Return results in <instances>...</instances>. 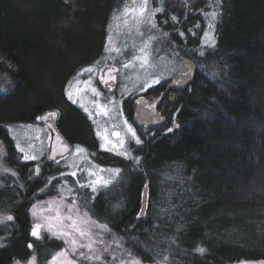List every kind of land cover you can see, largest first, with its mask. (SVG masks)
<instances>
[{
    "label": "trees",
    "instance_id": "obj_1",
    "mask_svg": "<svg viewBox=\"0 0 264 264\" xmlns=\"http://www.w3.org/2000/svg\"><path fill=\"white\" fill-rule=\"evenodd\" d=\"M204 1L185 7L165 0L166 18L172 12L191 20ZM123 2L0 0V70L8 72L12 84L0 92V138L22 180V186L0 193L14 217L8 242L0 247V264L28 260L37 251L47 261L64 245L58 238L31 236L30 213L48 177L64 169L45 162L34 177L33 163L17 160L8 125L56 111L71 143L101 154L97 159L103 164L116 158L98 151L91 121L66 99L64 88L73 75L65 71L70 49L80 53L71 68L92 59L88 56L94 46H104L110 19ZM218 10L216 48L223 53L225 78H201L197 70L191 85L178 92L172 105L178 104L177 110L169 111L167 123L151 127L139 145V162L116 158L122 179L93 198L84 196L82 205L93 218L144 262L161 263L164 256L165 264L264 260V0H221ZM184 31L186 46L196 45L186 26ZM50 61L59 64L50 67ZM156 163L165 173L158 183ZM146 185L148 210L141 215ZM197 247L205 253H197Z\"/></svg>",
    "mask_w": 264,
    "mask_h": 264
},
{
    "label": "rangeland",
    "instance_id": "obj_2",
    "mask_svg": "<svg viewBox=\"0 0 264 264\" xmlns=\"http://www.w3.org/2000/svg\"><path fill=\"white\" fill-rule=\"evenodd\" d=\"M200 1L201 0H172L173 3L179 2L185 7H189L194 3L198 4ZM141 2L142 0H135V2H133V0H124V2L117 8L110 19L104 46H94L95 52H92L90 56H88V58H92L89 61H85L83 57H80V60H84L83 62L86 63H83L85 65H79L80 67L75 66L74 68L69 67V65L77 59L76 56L78 55L79 57L80 55L79 51H76L78 48L75 46L73 49H70L68 58H66L69 65L65 71L69 72L71 69L69 74L73 73L64 88L66 99L71 104L79 107L91 121L98 140V151L103 153L107 152L112 156H117L116 158L120 157L126 159V161L133 159V157H139L137 149L141 144L136 143V138L133 137L131 132L128 131V127L131 126V128L135 131L136 136L139 137L141 141L148 137H146V135L141 130L137 129L132 120V111L134 110L132 101L136 96L145 91L158 93V89L161 86H166L169 83V80L177 74L179 63L184 57H189L194 61L201 78H206L209 80H212L213 78L220 80V78L224 79L226 74L224 67L221 66L223 53L216 48V40L218 38L217 23L219 20L218 9L221 0H205V4L202 9L191 20H189V17L187 16V18L182 20L179 16L172 12L168 13L170 19L167 20L165 0H147L148 11L143 19L139 17L138 13L136 19H133L131 16L125 17V8H138ZM155 7H162L164 10L162 12H157L153 17L152 10ZM213 12L216 13L215 17L210 15ZM173 15L177 17L178 22H174L172 20ZM153 24H155V27H153ZM168 24H170V26H168ZM209 24L213 25V27L209 28ZM185 26L188 29V32H190L191 37L196 39V45L192 47L186 46L189 34L184 31ZM205 32H208L209 35L215 40L214 45L208 41V37L205 36ZM164 33H168V35L165 36L163 35ZM180 33H183V35H180ZM176 36H178L179 40H181L180 44L177 42L178 40H176ZM149 37H154L155 39L149 41ZM109 38L111 41L110 43ZM145 41H149V47L147 49L149 65L141 67V61L137 60L133 61V67H122L123 64L132 61L133 56L141 55L138 49L144 45ZM205 41L208 42L206 43ZM106 45L109 49H119V53L116 51L106 50ZM85 57L86 56H84V58ZM64 63L65 62L60 63V65L64 66ZM105 63L117 64L120 67L118 87L113 94H107L105 91H103L97 80L98 70ZM58 64L59 63L55 61L49 62L50 67L58 66ZM89 67L93 68L92 73L83 72V74H79L83 69ZM156 78H160V83L154 84L152 82ZM48 81L50 82V80ZM148 85H151V87ZM11 88L12 84L10 82L8 72L5 69L0 70V92H8ZM191 90L192 89H190V91ZM68 92L72 93L71 99H69L67 95ZM179 94L180 93L176 92L177 97H179ZM98 105L105 106L108 115H104L103 113L97 115L99 112V108L97 107ZM176 105L178 106V104ZM176 105L174 106L173 111L177 110ZM161 109L166 112L165 107H162ZM89 113H92V115L90 116ZM175 116L176 114L172 115V120L175 118ZM125 120L127 121V124L124 123ZM41 123V120L36 119L30 123H11L8 125V134L12 139L13 146L15 147L14 150L16 152V156L18 157L17 160H19V162L22 161L33 163L31 171H34V177L38 176L35 172L37 165H39L40 168L39 174L43 170L50 144V133L46 126L42 125ZM9 126H11L13 129L11 133L9 132ZM114 132H118L120 136L116 137L112 135ZM105 135H107L109 140H111L113 143H118L119 139H123V147L113 149L112 144H108L107 149L102 148L101 145L106 143L104 139ZM17 142H19L21 146L25 148V151L28 152L29 155H35L37 159L27 161L23 160V153H20L16 147ZM29 145H32V147H29ZM76 146H82L86 151L83 154H76ZM0 151L4 153L3 156H0V193H4L5 189L7 188L22 186V180L20 178L19 172L14 166L10 164L8 160V148L1 138ZM117 152H127L128 155H119ZM97 158L100 160L102 155L95 151L89 150L81 144H75L69 156L60 162L58 166L64 170L66 168L65 171L62 170V173L77 171V176H61L59 174L57 176L52 175L48 177V180L51 177H55V179L52 180L51 184H48L47 180L44 188L42 189L43 191L40 190L37 193V199L33 203V205H37V214L35 216L33 215V205L30 212L33 227L36 224L42 225L40 229L41 238L47 235L50 238H58L64 243L62 238L52 235V232L59 231L58 227L52 228V231L47 230L49 221L45 219V216L50 215V213H40L39 208L43 207L47 209V202L58 199L61 194L66 197L68 196L67 192L61 193V189L65 186V181H67V186L73 188L74 190L77 189V179H79L80 183L82 184L89 180H95L97 177H103L104 180L111 181V183H109L106 187L97 186L96 192H92V190L89 188H79L76 193L77 203L81 210L87 212L92 220L104 224L94 219L93 216L86 210L84 205H82V203L85 201L84 196L85 194H90L89 197L93 198L101 190L107 189L110 186L116 184L122 179L123 168L118 166L119 160L115 157V160H112L111 163L107 164L98 162ZM134 162H136V160ZM160 164L161 163H156V165H154L155 169L159 171L157 172V183L162 180V177L165 179V173L162 174L160 171ZM3 168L11 169L16 173V175L13 176L10 173L6 174L3 171ZM88 169L96 172V176L89 177L87 175ZM113 169H120L121 171L119 175H116L114 172H112ZM54 180L57 181L53 183ZM15 194L16 193H13L10 196L12 200L15 199ZM80 195L83 196L81 199ZM71 202L72 198L68 197L67 203L70 204ZM9 208L8 198L6 197L0 199V216H13ZM110 209L113 210V206ZM106 212L109 215L108 211ZM110 216H112L111 213ZM12 221L0 223V247L6 245L8 242V235L11 229L9 223ZM109 229L110 233H105L103 237L106 241V244L98 245L99 248L107 246L109 250L107 253L103 254L104 260L101 262H95V264H120L121 260L128 261L129 259H137L140 261V264H161L159 262H144L141 260L138 256L134 255L130 249H127L122 238L118 236L114 230L111 228ZM114 241H119V243ZM65 247L66 245L64 243L62 248ZM45 252H47V250ZM56 253H53L47 261H44V259L41 258V255H39L38 251L33 255H35L37 258L36 264H49V262L52 260V257ZM113 255L117 257V259H113ZM28 260H21L20 264H25V262ZM57 264H60V261H57ZM77 264H84V262L77 260Z\"/></svg>",
    "mask_w": 264,
    "mask_h": 264
},
{
    "label": "snow or ice",
    "instance_id": "obj_3",
    "mask_svg": "<svg viewBox=\"0 0 264 264\" xmlns=\"http://www.w3.org/2000/svg\"><path fill=\"white\" fill-rule=\"evenodd\" d=\"M135 2V0H133ZM164 9L162 7H155L152 10V16L154 17L157 12H162ZM147 0H142L138 8H125L124 9V15L125 17L131 16L133 19H136L137 13L141 19H143L147 14ZM212 17L216 16V13L213 12L210 14ZM172 20L174 22L177 21V17L175 15L172 16ZM153 27H155V24H153ZM213 27V25L209 24V28ZM142 35V33H141ZM163 35L167 36L168 33H164ZM180 35H183V33H180ZM205 36L208 37V41L211 42L212 45L215 44V40L209 35L208 32H205ZM155 39L154 37H149V41ZM149 41H145L144 45L138 49L139 53L141 55L133 56L132 61H129L126 64H123L122 67L124 68H130L133 67V61H141V67H145L149 65V57L147 54V49L149 47ZM208 41H205L206 43ZM109 38V43H110ZM106 50L110 51H116L119 53V49H109L106 45ZM203 54V53H201ZM119 70L112 67L108 68L106 70H101L103 73V76L101 77V80L103 83H109L110 81L115 79V76L112 75L113 72H118ZM88 72L92 73L93 68L89 67L86 69H83L81 73ZM78 74V75H79ZM104 76L107 77V79H104ZM154 84L160 83V78H156L152 81ZM176 83H179V81H176ZM151 87V85H148ZM95 91V90H94ZM69 99L72 98V93H67ZM75 102V101H73ZM137 103H141V101H137ZM99 108V112L103 113L104 115H108V112L106 110L105 106H97ZM154 107V105H153ZM57 115L56 112H49L44 117H37L38 120H47L51 117H55ZM91 116L92 113H89ZM163 119V117H160ZM125 124H127V121H124ZM30 127V126H29ZM176 127H179V125H176ZM13 129L11 126H9V132L11 133ZM128 131L131 132L132 136L136 138V143L140 144L142 141L139 137L136 136L135 131L131 128V126L128 127ZM169 131H172V129H169ZM99 135V133H98ZM112 135L119 137L120 134L118 132L112 133ZM104 139L106 141L105 144L101 145L102 148L107 149L108 144H112L113 149L122 148L124 145V140L119 139L118 143H113L111 140H109L108 136L105 135ZM17 149L20 153H23V160H36L37 157L35 155H29L28 152L25 151V148L21 146L19 142L16 144ZM29 147H32V145H29ZM86 150L82 146H76V154H83ZM119 155H125L127 156V152H117ZM4 153L0 151V156H3ZM50 159L55 160V155L52 157H49ZM133 159L136 160V162H139V157H133ZM57 164L60 163L59 160H55ZM79 170V169H78ZM3 171L7 174L10 173L11 175L15 176L16 173L8 168H3ZM83 171V170H80ZM103 171V170H101ZM120 169H113L112 172H114L116 175H119ZM35 172L37 175H39L40 168L39 165H37ZM61 176L64 175H70L72 177L77 176V171H72L70 173H61ZM87 175L89 177L96 176V172H94L91 169L87 170ZM55 179V177H51L48 180V184H51L52 180ZM109 183H111L110 180H104L103 177H97L95 180H89L86 183H80L79 179L76 180L77 189L74 190L71 187L67 186V181L64 182L65 186L61 189V193L67 192L68 196H64L61 194L58 199L49 201L48 208L45 209L43 207L39 208L40 213L48 212L50 215L45 216V219L49 221V226L47 228L48 231H52V228L58 227L59 231L52 232L53 236L62 238L64 240V243L66 245L65 248H62L59 252H57L53 257L52 260L49 262V264H57V261H60V264H77V260L84 262V264H95V262H101L104 260V253L108 252V247L105 246L103 248H99L98 245H105L106 241L104 240V234L110 233V229L108 228L107 224H101L95 220H92L91 217L87 212H84L81 210L80 206L77 203L76 199V193L79 188H89L92 190V192H96L97 186L99 187H106ZM47 186V185H46ZM43 191V190H41ZM68 197L72 198V202L69 204L67 203ZM33 215L35 216L37 214L36 209L37 205H33ZM143 209H141V214H143ZM14 217L12 215H6V216H0V223H3L5 221H12ZM42 225L36 224L31 232V236L35 237L37 240L41 238L40 229ZM116 243H119V241H114ZM33 247L32 243L28 244V248L31 249ZM197 253L203 254L205 253L206 249L203 247H197L195 249ZM71 253V256H70ZM130 256V254H129ZM36 256L33 255L30 257L28 261L25 262V264H36ZM113 259H117L113 255ZM168 260L167 256H164L161 264H165V262ZM14 264H20V261H15ZM120 264H140V261L137 259H129L128 261L121 260ZM240 264H264V260L259 261H241Z\"/></svg>",
    "mask_w": 264,
    "mask_h": 264
},
{
    "label": "water",
    "instance_id": "obj_4",
    "mask_svg": "<svg viewBox=\"0 0 264 264\" xmlns=\"http://www.w3.org/2000/svg\"><path fill=\"white\" fill-rule=\"evenodd\" d=\"M112 67L120 71V67L117 64L106 63L99 68L97 74V80L100 86L108 94L115 93L118 87L119 71L113 72L112 75L115 76V79L106 84L103 83L101 80V77L103 76L101 70H106ZM196 74H197V68L194 61L189 57H184L179 63L177 74L172 79L169 80L168 89L174 92H179L185 89L186 87L190 86L191 83L194 81ZM104 79H107V77L104 76ZM176 81H179V83H176ZM169 100L170 102H173L175 100V94H171ZM139 101H141V103H138L134 113V123L136 126L151 128V127L163 126L167 123V118L164 115H162L158 109H154L147 106L148 102L146 98H141ZM152 104L158 106L159 99H155L152 102ZM160 117H163V119H161ZM45 121L47 122V125L52 133L48 159L51 161H55L66 157L73 150L72 144L65 138V136L58 129L55 122L53 121V117ZM54 155H55V160L49 158ZM148 203H149V186L146 185L143 190L142 207H141V209H143L144 211L143 214H141L140 211L141 215H146L148 210Z\"/></svg>",
    "mask_w": 264,
    "mask_h": 264
},
{
    "label": "flooded vegetation",
    "instance_id": "obj_5",
    "mask_svg": "<svg viewBox=\"0 0 264 264\" xmlns=\"http://www.w3.org/2000/svg\"><path fill=\"white\" fill-rule=\"evenodd\" d=\"M104 65V64H103ZM100 85V84H99ZM101 87V86H100ZM101 89H102V87H101ZM103 90V89H102ZM104 91V90H103ZM108 94V93H107ZM171 94H175V100L174 101H176L177 100V95H176V92H174V91H170L169 89H168V84L166 85V86H164V89H161L160 91H158V93H156V92H148V91H145V92H142L141 94H139L138 96H136L134 99H133V106H134V110L132 111V120H133V123H134V113H135V110H136V108H137V105H138V103H137V101H139L141 98H146L147 99V106L148 107H151V108H154V109H158L159 111H160V113L162 114V115H164L167 119H168V114H169V111H173V107H172V105H173V102H170V100H169V98H170V95ZM155 99H159V105L158 106H156V105H154V107H153V104H152V102L155 100ZM162 107H165V109H166V112L165 111H163L161 108ZM54 112H56V111H54ZM47 113H49V112H47ZM47 113H44V114H42V115H37V116H35V118H34V120H32V121H30V122H33V121H35L36 119H37V117H44ZM57 113V115L55 116V117H53V121L55 122V124H56V126L58 127V129L61 131V129L59 128V126H58V124H57V119H58V117H59V114H58V112H56ZM174 114H176V113H174ZM42 121V125H45L46 126V128H47V130L49 131V133H50V144H51V138H52V133H51V131H50V129H49V127H48V125H47V122L45 121V120H41ZM30 122H24V123H30ZM134 125H135V123H134ZM136 126V125H135ZM137 127V129L138 130H141L145 135H146V137L148 136V134H149V130H150V128H144V127H138V126H136ZM94 130V129H93ZM61 133L63 134V132L61 131ZM64 135V134H63ZM65 136V135H64ZM65 138H66V136H65ZM67 139V138H66ZM68 140V139H67ZM69 141V140H68ZM70 142V141H69ZM71 143V142H70ZM50 144H49V149H50ZM72 144V146H73V148H74V145L76 144V143H71ZM81 145H83V144H81ZM84 147H86V148H88L89 150H90V148L89 147H87V146H85V145H83ZM48 153H49V150H48ZM69 155H67L66 157H64V158H61V159H59V161L60 162H62L63 160H65L67 157H68ZM112 156V155H111ZM115 157H117V156H115ZM113 159V158H112ZM56 163L55 161H51V160H49L48 159V154L46 155V163ZM99 162V161H98Z\"/></svg>",
    "mask_w": 264,
    "mask_h": 264
}]
</instances>
